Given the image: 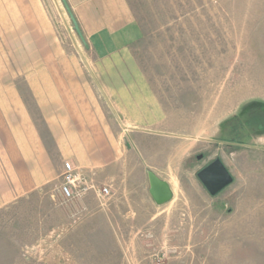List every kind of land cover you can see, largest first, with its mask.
<instances>
[{
    "label": "rangeland",
    "instance_id": "374dc122",
    "mask_svg": "<svg viewBox=\"0 0 264 264\" xmlns=\"http://www.w3.org/2000/svg\"><path fill=\"white\" fill-rule=\"evenodd\" d=\"M125 3L141 37L100 58L61 0H0V264H264V0ZM98 65L140 66L174 136H138L145 154L88 174L107 196L66 199L60 98ZM217 158L233 180L210 195ZM147 170L172 185L163 209Z\"/></svg>",
    "mask_w": 264,
    "mask_h": 264
},
{
    "label": "crops",
    "instance_id": "0c3cea01",
    "mask_svg": "<svg viewBox=\"0 0 264 264\" xmlns=\"http://www.w3.org/2000/svg\"><path fill=\"white\" fill-rule=\"evenodd\" d=\"M66 1L97 57H110L118 48L141 37L139 25L128 17L125 0ZM90 69L95 83L64 84L66 92L60 99L66 123L62 133L56 135L63 159L89 174L112 166L124 149L136 148L140 152L135 146L138 136L157 137L166 142L174 136L169 128H160L161 123H169L174 112L164 108L140 66L98 65ZM161 152L155 150L147 154ZM59 166L61 169V164ZM153 172L174 192L166 177ZM111 227L110 233L123 232Z\"/></svg>",
    "mask_w": 264,
    "mask_h": 264
},
{
    "label": "water",
    "instance_id": "95a60500",
    "mask_svg": "<svg viewBox=\"0 0 264 264\" xmlns=\"http://www.w3.org/2000/svg\"><path fill=\"white\" fill-rule=\"evenodd\" d=\"M61 1L72 21L74 30L76 31L77 35L79 36L80 40L85 45V47H88L67 1ZM146 174L149 184L148 192L153 201L157 205H161L168 202L173 197V191L170 185L165 180L159 178L151 170H147ZM197 177L210 195L217 194L226 186H228L233 180L232 175L229 173L227 168L218 158L214 159L205 167L200 169L197 172Z\"/></svg>",
    "mask_w": 264,
    "mask_h": 264
},
{
    "label": "built area",
    "instance_id": "2783aa9c",
    "mask_svg": "<svg viewBox=\"0 0 264 264\" xmlns=\"http://www.w3.org/2000/svg\"><path fill=\"white\" fill-rule=\"evenodd\" d=\"M91 190L101 197L109 193L107 187H95L88 174L75 167L70 161H65L59 185L60 194L66 199H71L80 197Z\"/></svg>",
    "mask_w": 264,
    "mask_h": 264
}]
</instances>
